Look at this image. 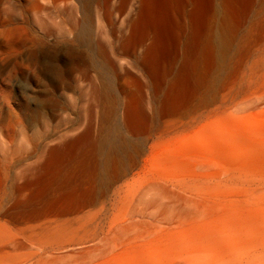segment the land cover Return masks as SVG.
Segmentation results:
<instances>
[{
	"label": "bare ground",
	"instance_id": "6f19581e",
	"mask_svg": "<svg viewBox=\"0 0 264 264\" xmlns=\"http://www.w3.org/2000/svg\"><path fill=\"white\" fill-rule=\"evenodd\" d=\"M263 73L264 0H0V98L21 87L16 125L38 156L23 171L19 152L1 153L0 264H70L104 246L101 201L185 134L223 140L172 165H212L203 153L225 151L235 99ZM75 95L86 123L71 120ZM151 175L144 188L186 179Z\"/></svg>",
	"mask_w": 264,
	"mask_h": 264
},
{
	"label": "rangeland",
	"instance_id": "374dc122",
	"mask_svg": "<svg viewBox=\"0 0 264 264\" xmlns=\"http://www.w3.org/2000/svg\"><path fill=\"white\" fill-rule=\"evenodd\" d=\"M26 83L32 96L36 95L37 83ZM21 92L16 83L8 94L10 101L0 98V171L2 152H19L18 156L24 158L19 166L23 171L38 166V156L28 158L27 139L16 125ZM30 103L35 109L36 101ZM74 104L71 120L86 123L88 101L77 96ZM231 113L225 151L217 146L210 155L203 153L213 158L212 165L180 169L172 165L171 157L185 155L195 142L204 148L214 144L211 141L223 140L219 129L210 130L204 138L193 137L192 133L168 143L162 151L171 155L143 174L186 178L181 182L171 181L165 189L144 188L145 176L137 175L118 184L116 192L113 190L97 206L103 213L104 246L98 243L100 248L84 258L71 257L70 264H139L142 260L148 264H264V78L259 85H245ZM10 121L15 126L9 131ZM27 133L33 136L30 130Z\"/></svg>",
	"mask_w": 264,
	"mask_h": 264
}]
</instances>
